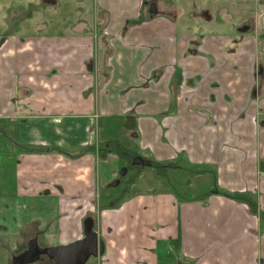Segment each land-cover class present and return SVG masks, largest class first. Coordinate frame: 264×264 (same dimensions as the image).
<instances>
[{"label": "crops", "instance_id": "crops-1", "mask_svg": "<svg viewBox=\"0 0 264 264\" xmlns=\"http://www.w3.org/2000/svg\"><path fill=\"white\" fill-rule=\"evenodd\" d=\"M16 1L0 34V133L46 145L17 154L15 188L60 198L55 241L80 239L91 217L97 264H264V0H152L153 16L146 0H72L84 14L60 36ZM41 2L38 20H54ZM94 117L108 119L103 147ZM118 148L157 167L112 188Z\"/></svg>", "mask_w": 264, "mask_h": 264}, {"label": "rangeland", "instance_id": "rangeland-1", "mask_svg": "<svg viewBox=\"0 0 264 264\" xmlns=\"http://www.w3.org/2000/svg\"><path fill=\"white\" fill-rule=\"evenodd\" d=\"M23 2L26 3L30 0H17L16 2ZM34 2L33 4V10H35L36 14L32 15L30 18H28L26 24H33L35 25L38 23L39 25H43V21H45L44 26L46 23H48V27L52 33L56 35H65L67 33H72L71 26L74 24V19H68V17L74 16V13L78 14H84V12H80L78 8L75 7L76 11L74 12V6L72 4V0H47V5H48V15L50 17H53L54 15V20L51 18L47 20H38L39 18H42L43 16L42 13H45V11H40L37 10L39 7H42L44 2H41L42 0H31ZM30 1V3H31ZM75 3H77L78 0H73ZM15 0H0V34H7L12 25L11 20V7ZM85 2V0H84ZM41 3V4H40ZM61 3L64 4V7L60 8L59 6H62ZM40 4V5H38ZM90 4L92 5V0H90ZM85 6V4H84ZM31 12V10H28V13ZM91 13V10L88 11V14ZM85 16V15H84ZM58 18V19H57ZM56 19V20H55ZM59 22V23H55ZM51 25V26H50ZM20 26V25H19ZM47 31H49L47 29ZM17 35V34H16ZM95 119V117H94ZM108 121L104 120L103 125H100V119L94 120V123L92 124L93 131H91V138L90 141L92 142L93 146L97 147H103L104 145V138H106V132L104 130L105 128V123ZM56 125H54L55 127ZM57 128H60V125H57ZM14 132V131H13ZM122 131L117 132L116 130L110 131L109 135L111 140L117 141L119 139V135ZM83 137V134H81V138ZM39 138V137H37ZM56 138L55 134L51 136V140L56 143ZM121 139V136H120ZM31 140V139H30ZM42 139H39L38 141L35 142H30L27 143L26 145L21 144V141L19 140V136L17 134H2L0 133V207L2 206H18V207H26V211L28 213V218H31V212L32 210L34 211V214L32 215L33 217V222L39 223L41 222L42 217H46L48 219H51L54 214L56 213L58 206L56 200L51 199L50 197L48 199H44V197H38L35 199H19L16 197L14 191H15V166H16V161H17V154L22 153L23 149L26 148L28 152L36 150V149H46V145L43 144ZM48 143H52L49 140H47ZM121 142V140H120ZM113 144V143H112ZM120 143L117 144L115 147H110L111 149L109 151H105L106 153H113L114 149H116L119 146ZM107 147V146H106ZM108 148V147H107ZM121 149V148H120ZM137 154H139V151H135ZM99 153V152H98ZM115 155H117V158H114V156H111V161L113 162V166L110 165L109 163L107 165H110L108 170L112 169L113 170V175L115 176L118 171L117 168H121V166H126L128 167V172L126 173L125 177H121L120 179V185H124L127 181H129L132 177L137 175V173H146V171L151 170L150 168L143 169L145 172H142L139 170V167H132L131 164V158L132 154L125 152L124 149L122 151H115ZM141 155V154H139ZM101 160V156L98 157V164L95 166L96 169L101 172V166L99 164ZM102 173V172H101ZM110 186V185H109ZM112 187V188H116ZM14 198V200H13ZM43 198V199H42ZM43 201L41 205H43V210H40L39 208V202ZM101 201V202H100ZM102 203V199H98L95 197L94 199V204L97 205L98 203ZM43 215V216H42ZM57 227V222L52 223L50 222V227L48 234L45 235V239L47 242L52 243L55 242V239L53 238L56 234L53 235V233L56 231ZM53 235V237H52ZM96 257H89L87 260L86 264H93L95 262ZM97 264V262H95Z\"/></svg>", "mask_w": 264, "mask_h": 264}, {"label": "flooded vegetation", "instance_id": "flooded-vegetation-1", "mask_svg": "<svg viewBox=\"0 0 264 264\" xmlns=\"http://www.w3.org/2000/svg\"><path fill=\"white\" fill-rule=\"evenodd\" d=\"M164 1V0H162ZM143 3V1H142ZM152 4H154L156 6V2H153L152 0H146V2H144V5L148 7V14H149V10L152 6ZM156 13H157V6H156ZM155 13V14H156ZM259 15L264 14V10L261 9L260 10ZM153 14V15H155ZM205 14V13H204ZM152 15V16H153ZM150 16V14H149ZM130 115L134 116V111L130 110L129 111ZM135 132L138 134V132L135 130ZM136 133H130V137L136 136ZM117 150L122 151V149L118 148ZM132 154V158H131V166L136 168L139 167V170L145 166H150V162L149 160L145 159L142 155L137 154L136 152L130 153ZM117 156V155H116ZM117 158V157H116ZM136 160H141L142 162H144L143 166H140L139 164L136 163ZM128 165V163H126ZM126 165V166H127ZM154 166H150V167H154L156 168V164L153 163ZM126 166H121V168H117V173H115L116 175L112 177V180L110 182V187H123V185H120V179L121 177H125L126 173L128 172V167ZM123 168H126V173L125 174H121V170ZM264 172V170H262ZM125 185V184H124ZM15 187V184H14ZM15 195L17 198L19 199H25L22 197H19L16 193V188L14 191ZM49 194V193H48ZM47 196H50L48 195ZM119 196H116L114 198L111 199V201L109 203H107L106 205H109L108 207H119L121 205V201L123 199V196L118 194ZM45 197L46 199H48V197ZM120 198V200H119ZM53 200H56L57 202V206L60 205V198L58 196L51 198ZM14 200V198H13ZM116 204H113L115 203ZM40 203V202H39ZM93 205L94 204V200H93ZM100 207V205L97 204V208L91 207L90 210H92L93 212L98 210ZM39 208V207H37ZM26 207H18V206H2L0 207V264H55L54 259L49 255L48 251L49 248L51 247H56V246H60V245H66V244H59L58 242H52L49 243L46 241L45 239V235L48 234L49 231V227H50V222L52 221V223H56L57 222V227H56V231L53 233L56 234L54 237L52 235V237L54 239H59V237L62 235V231L59 228V224L62 222L64 214L61 213L60 211H56V213L54 214V216L51 219L46 218L45 216L42 217L41 222L36 223L33 222V217L32 215L34 214V211L32 210L31 212L29 211V213L31 214V218L27 219L28 217V213L26 211ZM95 209V210H94ZM43 216V215H42ZM86 227H90L89 228V232L95 231V227H94V221L93 218L91 217H86L83 222H82V230H81V238L85 237V228ZM97 233V232H96ZM98 237V235H97ZM79 240V239H78ZM60 241V240H58ZM101 241V239L98 237V250H99V242ZM72 243V242H71ZM70 244V243H68ZM104 244V243H103ZM101 254L104 255V250L102 253H99L97 256L94 257H98V256H102ZM93 257V256H92Z\"/></svg>", "mask_w": 264, "mask_h": 264}, {"label": "water", "instance_id": "water-1", "mask_svg": "<svg viewBox=\"0 0 264 264\" xmlns=\"http://www.w3.org/2000/svg\"><path fill=\"white\" fill-rule=\"evenodd\" d=\"M156 13V6L152 4L149 14L152 16ZM136 163L140 166L144 165L141 160H136ZM126 168L121 170V174L126 173ZM90 227H86L84 230L85 237L76 240L70 244L60 245L49 248V255L54 259L55 264H86L89 257L97 256L104 250L103 241L99 242L98 250V237L97 233L88 231ZM91 229V228H90Z\"/></svg>", "mask_w": 264, "mask_h": 264}, {"label": "trees", "instance_id": "trees-1", "mask_svg": "<svg viewBox=\"0 0 264 264\" xmlns=\"http://www.w3.org/2000/svg\"><path fill=\"white\" fill-rule=\"evenodd\" d=\"M48 149H54V150H58V151L60 150V148L58 146L49 147ZM33 151H38V149L33 150ZM149 165L154 166L153 163H150ZM119 200H120V198H119ZM101 255H103V254H101Z\"/></svg>", "mask_w": 264, "mask_h": 264}]
</instances>
